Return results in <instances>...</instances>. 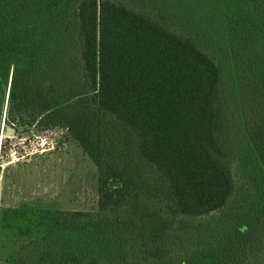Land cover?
I'll return each instance as SVG.
<instances>
[{
  "label": "trees",
  "instance_id": "trees-1",
  "mask_svg": "<svg viewBox=\"0 0 264 264\" xmlns=\"http://www.w3.org/2000/svg\"><path fill=\"white\" fill-rule=\"evenodd\" d=\"M167 1L78 0L81 65L62 80L15 50L10 71L0 49L11 115L67 130L98 173L97 211L38 210L45 234L19 263L207 264L209 231L264 258V182L252 204L234 201L237 149L220 97V67L264 36V0Z\"/></svg>",
  "mask_w": 264,
  "mask_h": 264
},
{
  "label": "rangeland",
  "instance_id": "rangeland-1",
  "mask_svg": "<svg viewBox=\"0 0 264 264\" xmlns=\"http://www.w3.org/2000/svg\"><path fill=\"white\" fill-rule=\"evenodd\" d=\"M77 1L0 0V49L11 54L10 71L15 51L23 53L30 64L43 66L56 80L65 79L71 69L79 70ZM135 1L160 10L170 4L167 0ZM261 58L264 61V36L252 40L248 52L240 51L230 64L220 67V97L230 113V135L237 149L232 165L233 199L250 204L257 200L264 182V68L255 64ZM8 89L9 81L7 85L0 82V264H35L31 255L19 263L18 251L30 240L40 242L45 234L43 226L33 227L36 212L95 213L98 173L67 130L34 113L23 118L11 115ZM7 128L13 131L10 135ZM41 133L50 145L34 152L31 141ZM8 209L19 210V221H2ZM207 235L209 243L201 246L207 264H254L256 256L257 264H263L261 253L249 250L245 257L248 247L241 250L229 241L228 233L209 231Z\"/></svg>",
  "mask_w": 264,
  "mask_h": 264
},
{
  "label": "built area",
  "instance_id": "built-area-1",
  "mask_svg": "<svg viewBox=\"0 0 264 264\" xmlns=\"http://www.w3.org/2000/svg\"><path fill=\"white\" fill-rule=\"evenodd\" d=\"M39 135H36L33 138V141H31V146H33L34 152H37L38 148H43L44 146L50 145V142L48 140V137L45 136L44 133H41Z\"/></svg>",
  "mask_w": 264,
  "mask_h": 264
},
{
  "label": "water",
  "instance_id": "water-1",
  "mask_svg": "<svg viewBox=\"0 0 264 264\" xmlns=\"http://www.w3.org/2000/svg\"><path fill=\"white\" fill-rule=\"evenodd\" d=\"M12 132H13L12 129H10V128H7V129H6V134H7V135H10Z\"/></svg>",
  "mask_w": 264,
  "mask_h": 264
}]
</instances>
